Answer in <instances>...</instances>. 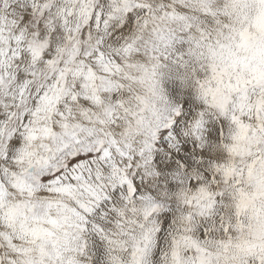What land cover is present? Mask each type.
I'll return each instance as SVG.
<instances>
[{"label":"snow or ice","instance_id":"6c2138e0","mask_svg":"<svg viewBox=\"0 0 264 264\" xmlns=\"http://www.w3.org/2000/svg\"><path fill=\"white\" fill-rule=\"evenodd\" d=\"M0 264H264V0H0Z\"/></svg>","mask_w":264,"mask_h":264},{"label":"rangeland","instance_id":"374dc122","mask_svg":"<svg viewBox=\"0 0 264 264\" xmlns=\"http://www.w3.org/2000/svg\"><path fill=\"white\" fill-rule=\"evenodd\" d=\"M185 50L186 45H177L175 56H179L180 53ZM161 71L163 72V83L170 99H179L182 101L185 98L184 93L186 90L179 87V82L176 80V75L178 73H182L184 69L179 64L168 61L166 62V67L161 69Z\"/></svg>","mask_w":264,"mask_h":264}]
</instances>
